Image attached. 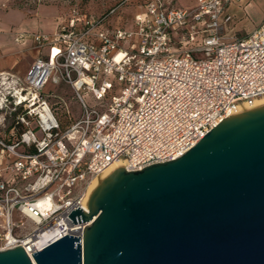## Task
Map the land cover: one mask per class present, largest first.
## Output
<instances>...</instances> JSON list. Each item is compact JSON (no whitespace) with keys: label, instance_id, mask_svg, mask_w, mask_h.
Masks as SVG:
<instances>
[{"label":"built area","instance_id":"2783aa9c","mask_svg":"<svg viewBox=\"0 0 264 264\" xmlns=\"http://www.w3.org/2000/svg\"><path fill=\"white\" fill-rule=\"evenodd\" d=\"M231 1L239 0H120L103 15L72 7L55 31L18 35L48 52L22 78L0 73V250L21 245L33 261L31 252L63 235L82 236L88 222L68 214L87 211L94 177L113 164L129 171L176 158L264 98V16L228 36ZM125 2L136 7L131 25L108 27ZM48 81L68 85L81 107L65 126Z\"/></svg>","mask_w":264,"mask_h":264},{"label":"water","instance_id":"95a60500","mask_svg":"<svg viewBox=\"0 0 264 264\" xmlns=\"http://www.w3.org/2000/svg\"><path fill=\"white\" fill-rule=\"evenodd\" d=\"M88 222L32 258L0 264H264V104L232 114L182 155L117 166L68 214Z\"/></svg>","mask_w":264,"mask_h":264},{"label":"rangeland","instance_id":"374dc122","mask_svg":"<svg viewBox=\"0 0 264 264\" xmlns=\"http://www.w3.org/2000/svg\"><path fill=\"white\" fill-rule=\"evenodd\" d=\"M120 0H14L13 5L18 7H26L32 11L35 10L40 3H54L58 6L59 15L67 17L72 7L78 8L85 14L103 15L110 7L117 4ZM175 6L192 7L195 5V0H167ZM248 0L231 1L224 6L222 16L229 14L231 19L224 25V32L228 36L241 37L248 33L253 25L258 22L260 17L264 15V0H251V4L247 5ZM136 7L131 2H125L118 7L115 14L110 17L108 27L112 22L121 21L126 26L131 25L133 13ZM31 13V11L29 12ZM125 45L128 42L124 43ZM28 67V65L26 66ZM25 70L16 75H8V78L18 79L22 78ZM7 74V73H5ZM15 80L6 83L8 88L15 84ZM48 95V101L53 106L57 114L64 122L69 118L67 116L78 117L81 113V107L77 100L73 98V90L66 84H53L48 81L44 87ZM85 99L90 104L99 105L101 101H94L91 95H85ZM68 106V109L66 107Z\"/></svg>","mask_w":264,"mask_h":264},{"label":"crops","instance_id":"0c3cea01","mask_svg":"<svg viewBox=\"0 0 264 264\" xmlns=\"http://www.w3.org/2000/svg\"><path fill=\"white\" fill-rule=\"evenodd\" d=\"M13 1L0 0V73L7 75H16L24 70L25 74L38 56H45L48 52L47 47H35L29 37L18 40V35L27 32H53L62 18L54 3H40L32 11L26 7L14 6ZM248 4H251V0H248ZM67 118L71 121L77 117L70 115Z\"/></svg>","mask_w":264,"mask_h":264},{"label":"bare ground","instance_id":"6f19581e","mask_svg":"<svg viewBox=\"0 0 264 264\" xmlns=\"http://www.w3.org/2000/svg\"><path fill=\"white\" fill-rule=\"evenodd\" d=\"M264 104V98H260L257 99L251 106H248L247 108H253L255 106H259ZM117 166H121V164H113L112 166H110L107 170H105L101 175L94 177L88 184L87 188H86V193L84 195V201H85V206L86 207V203L87 200L89 198V195L91 194V192L93 191V189L98 185V183L100 182L101 179H103L104 177H106L113 169H115Z\"/></svg>","mask_w":264,"mask_h":264},{"label":"trees","instance_id":"16d2710c","mask_svg":"<svg viewBox=\"0 0 264 264\" xmlns=\"http://www.w3.org/2000/svg\"><path fill=\"white\" fill-rule=\"evenodd\" d=\"M56 113H57V112H56ZM57 116H58V118L60 119V121H61V123H62L63 126H65L66 124L69 123V121L64 122L58 114H57Z\"/></svg>","mask_w":264,"mask_h":264}]
</instances>
